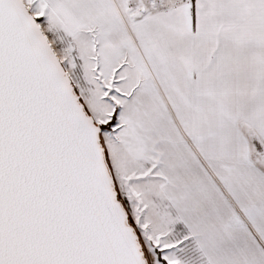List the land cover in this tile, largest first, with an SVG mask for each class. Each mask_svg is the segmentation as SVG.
Returning a JSON list of instances; mask_svg holds the SVG:
<instances>
[{
    "label": "snow or ice",
    "instance_id": "obj_1",
    "mask_svg": "<svg viewBox=\"0 0 264 264\" xmlns=\"http://www.w3.org/2000/svg\"><path fill=\"white\" fill-rule=\"evenodd\" d=\"M0 264H264V0H0Z\"/></svg>",
    "mask_w": 264,
    "mask_h": 264
}]
</instances>
